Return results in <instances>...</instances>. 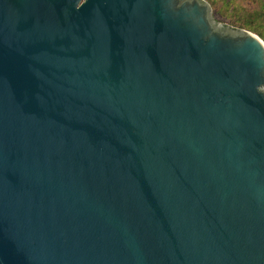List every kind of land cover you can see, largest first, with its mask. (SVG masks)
<instances>
[{"label": "water", "instance_id": "95a60500", "mask_svg": "<svg viewBox=\"0 0 264 264\" xmlns=\"http://www.w3.org/2000/svg\"><path fill=\"white\" fill-rule=\"evenodd\" d=\"M0 264H264V41L205 0H0Z\"/></svg>", "mask_w": 264, "mask_h": 264}, {"label": "trees", "instance_id": "16d2710c", "mask_svg": "<svg viewBox=\"0 0 264 264\" xmlns=\"http://www.w3.org/2000/svg\"><path fill=\"white\" fill-rule=\"evenodd\" d=\"M244 1L238 0L231 9L230 22L254 32L264 41V0H249L248 4H243ZM226 12L221 13L227 15Z\"/></svg>", "mask_w": 264, "mask_h": 264}, {"label": "rangeland", "instance_id": "374dc122", "mask_svg": "<svg viewBox=\"0 0 264 264\" xmlns=\"http://www.w3.org/2000/svg\"><path fill=\"white\" fill-rule=\"evenodd\" d=\"M209 3L211 7L212 18L219 23L221 26L225 27H238L231 24L229 14L233 6L238 2V0H205ZM249 0H245L243 4H248ZM242 3V2H241ZM227 11V15H223L221 12ZM246 29V28H245Z\"/></svg>", "mask_w": 264, "mask_h": 264}]
</instances>
